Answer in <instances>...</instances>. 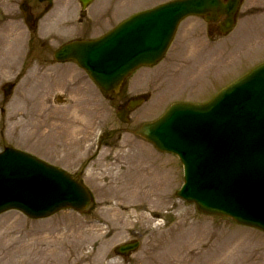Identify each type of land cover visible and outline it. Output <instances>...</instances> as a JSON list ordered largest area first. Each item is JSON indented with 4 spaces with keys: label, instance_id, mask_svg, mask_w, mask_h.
Instances as JSON below:
<instances>
[{
    "label": "rangeland",
    "instance_id": "rangeland-1",
    "mask_svg": "<svg viewBox=\"0 0 264 264\" xmlns=\"http://www.w3.org/2000/svg\"><path fill=\"white\" fill-rule=\"evenodd\" d=\"M114 1L122 18L165 0ZM177 32L159 63L140 67L128 77L126 95L149 94L148 100L130 114L128 123L117 119L115 105L106 98L101 110L91 111L84 106L86 122H90L86 131L75 127L69 118H44L38 132L29 135L33 124L26 120L22 123L23 134L12 135L16 123L0 121V148L8 141L7 135L12 140L24 139L23 143L19 141L22 147L40 154L48 153L43 147L50 149L52 145L58 151L74 150L82 142L81 132L85 144L93 140L98 130L105 138L100 151L85 160L89 165L80 176L92 191V203L81 211L64 209L39 220L17 211L0 215V254L6 256L0 264H164L163 256L176 245V240L181 244L180 240L184 242L193 234L201 237L209 233L213 234L209 246L227 258L223 261L220 254L212 252V264H249L235 258L237 250L229 244L232 238L254 250L251 261L259 256V263L264 264V232L226 217L200 214L193 204L177 198L175 190L182 183V166L177 157L156 152L132 133L142 122L159 116L171 102L206 100L264 60V0H242L234 30L221 38L208 33L197 18L182 22ZM55 126L62 129L65 142L53 137ZM31 138L34 142L28 141ZM92 153L91 150L88 155ZM140 154L151 156L141 164ZM81 158L78 159L82 161ZM142 167H147L146 188L140 187ZM149 178L150 183H146ZM138 205L144 208L138 209ZM137 212L144 215L138 216ZM71 229L75 234H70ZM131 229L136 233L131 234ZM132 237H138L140 242L134 253L123 257L113 252L115 245ZM192 245L180 254L185 255L188 264H203L206 253L201 249L207 246L194 250ZM98 258L102 259L99 263Z\"/></svg>",
    "mask_w": 264,
    "mask_h": 264
},
{
    "label": "water",
    "instance_id": "water-1",
    "mask_svg": "<svg viewBox=\"0 0 264 264\" xmlns=\"http://www.w3.org/2000/svg\"><path fill=\"white\" fill-rule=\"evenodd\" d=\"M237 7L238 0H176L132 15L98 40L61 51L74 46L77 62L97 85L117 90L134 67L162 57L183 17L218 20L226 14L219 30L227 32ZM126 112L118 114L122 120ZM137 134L179 156L184 184L178 196L203 212L264 230V63L205 104H174ZM88 199L84 186L64 171L12 148L0 153V212L17 208L30 217H45L60 208L82 209ZM136 246L117 250L126 253Z\"/></svg>",
    "mask_w": 264,
    "mask_h": 264
},
{
    "label": "flooded vegetation",
    "instance_id": "flooded-vegetation-1",
    "mask_svg": "<svg viewBox=\"0 0 264 264\" xmlns=\"http://www.w3.org/2000/svg\"><path fill=\"white\" fill-rule=\"evenodd\" d=\"M21 1H25V6L28 8V18L23 14L21 3L12 5L7 9L2 3L0 4L1 56L3 57L6 54L12 60L19 61L20 48H22L21 42L25 37L24 33H26L28 36L27 44L30 45V48L29 46L27 48L26 57L39 61L42 66H49L57 71H81L75 64L57 62L54 57V45L58 43L59 46L69 41L67 36L65 37L63 34L73 26L71 20H57V18H70V4L66 3L69 0H59V4H55L54 0L46 2L37 0ZM76 19L77 23L82 24L80 28L74 27L79 30L76 39L91 38L92 32L99 27L96 17L88 16L86 11L81 12L80 10ZM7 43H10V46L5 50L2 47Z\"/></svg>",
    "mask_w": 264,
    "mask_h": 264
},
{
    "label": "bare ground",
    "instance_id": "bare-ground-1",
    "mask_svg": "<svg viewBox=\"0 0 264 264\" xmlns=\"http://www.w3.org/2000/svg\"><path fill=\"white\" fill-rule=\"evenodd\" d=\"M140 155H141V158H142L141 164H143L145 161H148L150 159V156H151V155L149 156L148 154L147 155L140 154ZM157 169H158V167H157ZM157 169H152V171H156ZM146 170H147V167H142V171L144 173L141 174L143 179L140 182L141 183L140 187H145L146 188L145 180L148 177L147 176L148 173H145ZM151 177L156 181L154 176H151ZM146 183H150V178L148 179V181ZM157 183H156V185H157ZM142 190L143 189H140V190L137 189L136 191L141 192ZM141 206H143V205H138V207H139L138 209H140ZM137 215L142 217L144 214L140 213V212H137ZM70 234H75L74 230L71 229L70 230ZM212 235H213L212 233L211 234L209 233V234L203 235L201 237L200 236L198 237V236H196V234H193V237L189 236L187 239H185L184 242L182 240H180L181 244L178 242V240H176V245L174 247L173 246L169 247L168 253H166L163 256V260H165L164 264H172V263H175V262L177 264H188L189 263L188 259L185 258L184 254H180V253L181 252L185 253V251H187L189 249V247L192 245V243H194V250H195V248H200V246L203 245V244L207 245V247L205 249H201V252L206 253L203 256L205 258L203 264H212L213 258L215 257V253L217 252L215 249H213L211 246H209L210 245V240L212 238ZM229 241H230L229 244L232 245L233 247H235L236 250H237L236 253H237L238 256L235 257L236 259H240V261L244 262V263L247 261V262H249V264H261L258 261L259 260V256H258V259L251 261L252 258H253V254H251V253H253L254 250L250 249L249 248L250 246H248L247 244L245 245L242 240H237L236 241L235 239L232 238ZM257 245H259V244H257ZM212 252H215V253H212ZM54 254H55V252H54ZM218 254L221 255V253H218ZM101 261H102V259L98 258L97 263H99Z\"/></svg>",
    "mask_w": 264,
    "mask_h": 264
}]
</instances>
